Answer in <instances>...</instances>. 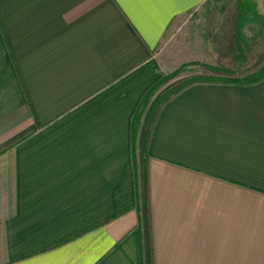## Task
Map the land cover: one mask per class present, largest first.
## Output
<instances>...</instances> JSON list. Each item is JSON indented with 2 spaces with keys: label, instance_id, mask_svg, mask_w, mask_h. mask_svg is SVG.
<instances>
[{
  "label": "crops",
  "instance_id": "1",
  "mask_svg": "<svg viewBox=\"0 0 264 264\" xmlns=\"http://www.w3.org/2000/svg\"><path fill=\"white\" fill-rule=\"evenodd\" d=\"M204 0H0V264H149L134 118ZM151 264H264V80L193 84L148 142Z\"/></svg>",
  "mask_w": 264,
  "mask_h": 264
},
{
  "label": "rangeland",
  "instance_id": "2",
  "mask_svg": "<svg viewBox=\"0 0 264 264\" xmlns=\"http://www.w3.org/2000/svg\"><path fill=\"white\" fill-rule=\"evenodd\" d=\"M250 6L240 21L242 51L246 61L238 66L235 53L237 6L239 0H204L200 6L174 19L164 34L156 53L164 69L159 94L177 89L197 79L240 77L264 66V0H245ZM245 29L253 33L245 35ZM208 67L226 69L228 74H213ZM149 104L141 107L135 132V154L142 143L143 116Z\"/></svg>",
  "mask_w": 264,
  "mask_h": 264
},
{
  "label": "trees",
  "instance_id": "3",
  "mask_svg": "<svg viewBox=\"0 0 264 264\" xmlns=\"http://www.w3.org/2000/svg\"><path fill=\"white\" fill-rule=\"evenodd\" d=\"M237 13L238 18L236 20V38H235V53L233 56V61L238 65L242 66L245 61V55L242 51V34L240 27V21L244 20L246 16L244 14L248 9H250V6L247 4V1L245 0H239L238 6H237ZM208 70L211 72H214L213 74H228L229 71L226 69H220L215 67H208ZM221 72V73H220ZM214 78V77H213ZM197 79L190 83L183 84L179 86L177 89H170L167 90L161 94H159L158 97L153 99L154 95L159 91L160 87H158L162 83V79H160L152 88H150L146 94L144 95L140 106L138 108V111L136 112L135 118H134V134L135 131V125L138 120V114L141 107H146L149 104V107L146 109V112L144 114L143 118V124L142 128L144 129L143 137H142V143L140 146V149L138 151V156L135 154V138L134 144H133V151H132V158L134 161V170H135V178L136 183L141 188V203L144 208V214H143V226H144V234L145 239L148 246V253H149V261L148 263H152V253H151V246H150V226H149V191H148V165H147V159L149 157L148 154V142L149 137L152 132L153 125L156 121V118L161 110V108L175 95H177L179 92L184 90L185 88L193 85V84H199V83H208V84H226V85H254L262 80H264V66L255 71L254 73H251L249 75L240 76V77H221L219 79ZM135 136V135H134Z\"/></svg>",
  "mask_w": 264,
  "mask_h": 264
},
{
  "label": "snow or ice",
  "instance_id": "4",
  "mask_svg": "<svg viewBox=\"0 0 264 264\" xmlns=\"http://www.w3.org/2000/svg\"><path fill=\"white\" fill-rule=\"evenodd\" d=\"M135 2H139V3H151V2H153V0H135ZM169 2H171V0H169Z\"/></svg>",
  "mask_w": 264,
  "mask_h": 264
},
{
  "label": "clouds",
  "instance_id": "5",
  "mask_svg": "<svg viewBox=\"0 0 264 264\" xmlns=\"http://www.w3.org/2000/svg\"><path fill=\"white\" fill-rule=\"evenodd\" d=\"M244 31H245V35L248 37H251L253 35V33L247 31V29H245Z\"/></svg>",
  "mask_w": 264,
  "mask_h": 264
}]
</instances>
